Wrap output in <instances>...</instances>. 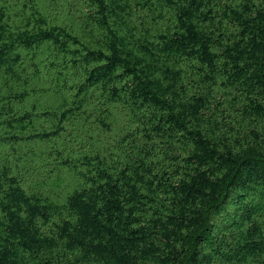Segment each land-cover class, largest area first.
<instances>
[{
    "label": "trees",
    "instance_id": "trees-1",
    "mask_svg": "<svg viewBox=\"0 0 264 264\" xmlns=\"http://www.w3.org/2000/svg\"><path fill=\"white\" fill-rule=\"evenodd\" d=\"M0 264H264V0H0Z\"/></svg>",
    "mask_w": 264,
    "mask_h": 264
}]
</instances>
